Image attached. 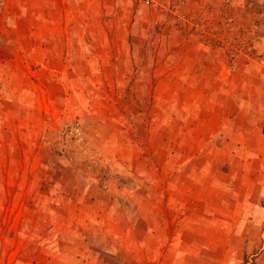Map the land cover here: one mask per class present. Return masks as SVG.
<instances>
[{"label": "rangeland", "instance_id": "obj_1", "mask_svg": "<svg viewBox=\"0 0 264 264\" xmlns=\"http://www.w3.org/2000/svg\"><path fill=\"white\" fill-rule=\"evenodd\" d=\"M18 1L0 264H264V0Z\"/></svg>", "mask_w": 264, "mask_h": 264}, {"label": "crops", "instance_id": "obj_2", "mask_svg": "<svg viewBox=\"0 0 264 264\" xmlns=\"http://www.w3.org/2000/svg\"><path fill=\"white\" fill-rule=\"evenodd\" d=\"M19 3V6L20 5H26V6H24V8L26 9V8H28V10H30L31 9V6L32 5H36V9L39 11L40 9H41V4H40V2L39 1H37V0H19L18 1ZM31 11H32V9H31ZM52 11H54V9H52ZM263 132V131H262ZM251 155H257V150H254L253 151V153H251V154H249V156H251Z\"/></svg>", "mask_w": 264, "mask_h": 264}]
</instances>
